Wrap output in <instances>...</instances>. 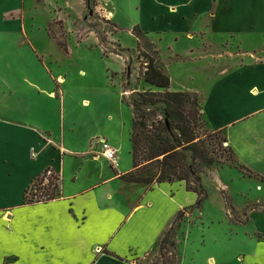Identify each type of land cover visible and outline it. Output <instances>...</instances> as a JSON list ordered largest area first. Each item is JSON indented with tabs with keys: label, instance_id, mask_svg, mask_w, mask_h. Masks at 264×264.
I'll return each instance as SVG.
<instances>
[{
	"label": "crops",
	"instance_id": "crops-1",
	"mask_svg": "<svg viewBox=\"0 0 264 264\" xmlns=\"http://www.w3.org/2000/svg\"><path fill=\"white\" fill-rule=\"evenodd\" d=\"M131 1L126 6L123 4L126 9L155 23L152 27L142 21L133 25L156 38V51L162 36L173 35L176 41L179 36L186 38L182 54L170 48L168 51L175 52V62L186 64L194 75L177 87L168 73L169 91L193 93L202 99V115L207 126L223 135L227 147L246 172L232 176L224 172L219 176L215 168H210L212 186L221 195L218 211L224 216L217 223L229 225L222 198L224 191L232 198L233 210L248 223L252 214H259L254 208L264 207L259 199L238 204L241 200L236 198L247 192L251 181L255 180L256 186L260 181L264 183V57L247 51L264 50V39L255 40L253 45L249 38L250 35L264 37V30L256 28L264 25V7H256L251 0ZM114 4L117 9L118 3ZM253 11L260 19L258 25L249 26L245 13ZM226 19L234 22L228 25ZM245 24L244 29L238 28ZM227 35H247L246 40L238 43V53L232 52ZM162 65L166 72L169 64L163 61ZM84 102L87 106L88 101ZM4 125L13 133H25L30 141H25L23 148L19 147L17 135L0 137V179L4 182L0 189H5L0 194V264H150L159 241L174 221L189 217V212L193 215L198 197L188 192L183 182L148 186L123 180L133 170L131 127L125 132L123 126L121 136L110 131L97 133L87 140L84 149H74L64 141L63 112L60 135L57 137L46 128V140L35 130ZM124 135L128 139V164L121 167ZM97 139H104L118 149L116 169L100 156ZM73 159L77 169L68 172L67 164ZM47 168L59 179L58 197L25 204V190ZM88 169L94 170V174ZM234 181L239 191L232 197ZM215 223L212 220L209 225L193 224L202 229L200 243L197 245L195 241L199 239L192 240L193 244H189L192 248L187 249L186 255L183 253L179 264H264V232L254 236L245 232L244 240L246 244L250 242L249 248L236 246L233 239L228 240L230 244L226 247L219 242L220 235L211 234L212 237L206 232ZM247 223L233 227L246 230ZM229 227L232 231V226ZM205 235L210 239L208 244Z\"/></svg>",
	"mask_w": 264,
	"mask_h": 264
},
{
	"label": "rangeland",
	"instance_id": "rangeland-1",
	"mask_svg": "<svg viewBox=\"0 0 264 264\" xmlns=\"http://www.w3.org/2000/svg\"><path fill=\"white\" fill-rule=\"evenodd\" d=\"M127 1L132 2L0 0V137L17 135L20 137L19 147L23 148L26 145L25 141H30L25 133L22 134L21 131H18V134L13 133L4 124L35 130L44 140L48 128L58 137L62 112L65 126L64 141L74 149H84L87 140L97 133L108 134L110 131L121 136L123 126L125 132L132 126V103L136 101L139 93L153 91V88L142 79L144 61L138 57L137 44L141 46L150 44L156 50V38L133 25L142 21L147 23L148 27H152L155 23L146 16L141 17L126 9L123 4L126 6ZM251 1L255 2L254 5L258 8L264 7V0ZM114 2L118 3L117 9ZM245 14L248 15L249 26L258 25L259 14L254 11ZM228 17L233 18L231 15ZM226 22L232 25L234 21L226 19ZM245 27L246 24L238 26L243 29ZM256 28L264 30V25H258ZM135 34L139 35V39ZM243 36H226L233 53L239 52L238 43L247 38V35ZM249 38L253 45L255 40L261 42L264 39L261 36L254 38L253 35ZM157 45L161 61L169 64L166 73L171 74L174 84L180 87L181 83L189 80L190 75L191 77L194 75L186 64L180 65L175 62L173 56L175 52L182 54L187 45L186 38L179 36L176 41L173 35H165ZM168 48L175 52L170 53ZM247 51L257 53V57H264V50L261 51L260 48ZM197 98L199 109L202 110V99L198 95ZM85 100L88 101L87 106L83 105L86 103ZM198 115L197 141L208 150L209 157L215 160L211 168H215L219 176L224 172H229L231 176L233 173L246 175L224 142L223 135L207 126L202 111L199 110ZM163 118L158 115L157 119ZM151 122L152 119L147 123L148 126ZM82 123L84 126L81 128ZM126 137L120 157L121 167L128 164ZM44 156L46 158V153ZM185 156L187 161L191 162L192 155L189 151L185 152ZM74 160L67 164L68 172L77 169ZM156 166L157 164L141 166L138 175L146 178L156 177L158 174ZM209 170L210 168L203 169V173L200 174L202 193L207 196L202 207L195 204L193 215L189 212L187 213L189 217L185 215L186 217L174 221L173 246L167 244L166 248L160 249L159 242L158 251L150 264H178L183 253L186 255L187 249L192 248L189 245L193 244L191 241L200 238L202 229L193 226L196 223L209 225L212 220L216 222L210 225L206 232L217 237L220 235L222 241L219 242L226 244V247L230 244L228 240L233 239L236 246L249 248L251 244L245 243V232H250L253 236L264 232L262 216L264 207L259 205L254 208L259 214H252L247 223L242 214L233 210L232 198L225 191L222 198L226 203L228 222L233 230H230L227 222L217 223V220L224 218L218 211L221 195L212 186ZM89 173L94 174V170H89ZM66 174L67 171L64 173L65 177ZM50 176V173L46 176L40 175L31 183L29 199L40 196L43 189H48L51 183H55ZM254 181L249 183L247 192L236 196L241 200L237 202L238 204L258 199L264 204V183L260 181L256 186ZM64 183L66 186V178ZM3 184V180L0 179V185ZM231 188L230 194L234 197L235 192L239 191L235 181ZM3 190L0 189V194ZM239 223L243 225L247 223L244 226L246 230L233 227ZM189 232H192L191 240L187 242ZM204 240L207 244L210 242L208 235H205ZM195 241L199 245L200 239Z\"/></svg>",
	"mask_w": 264,
	"mask_h": 264
},
{
	"label": "trees",
	"instance_id": "trees-1",
	"mask_svg": "<svg viewBox=\"0 0 264 264\" xmlns=\"http://www.w3.org/2000/svg\"><path fill=\"white\" fill-rule=\"evenodd\" d=\"M135 36L139 39V35L135 34ZM137 50L139 59L144 61L142 79L145 84L153 88V91L139 93L136 101L131 105L133 120L130 132V153L133 170L123 176V179L129 183L148 186L183 182L188 192L197 195L196 205L201 207L207 196L202 193L200 174L203 173V169L211 168L215 160L209 157L208 150L200 146L197 141L199 139L196 129L198 112L202 111L199 109L197 95L170 92V78L164 71L158 51L150 44L141 46L139 43ZM158 115L164 117L163 120H158ZM151 119V125L148 126L147 123ZM224 142H226L225 138ZM186 151L192 155L191 162L187 161ZM230 151L233 153L231 149ZM148 164H157L156 177L146 178L138 175L141 166ZM47 173H50L55 183H51L50 188L43 189L40 196L34 199H29L28 187L24 193L25 204L46 202L58 197L59 179L50 168L45 169L41 176H46ZM174 227L173 223L159 241L160 249L166 248L167 244L173 246Z\"/></svg>",
	"mask_w": 264,
	"mask_h": 264
},
{
	"label": "built area",
	"instance_id": "built-area-1",
	"mask_svg": "<svg viewBox=\"0 0 264 264\" xmlns=\"http://www.w3.org/2000/svg\"><path fill=\"white\" fill-rule=\"evenodd\" d=\"M100 156L108 162L111 168L116 169L119 165L118 149L104 139H97ZM32 158H35L32 155Z\"/></svg>",
	"mask_w": 264,
	"mask_h": 264
}]
</instances>
